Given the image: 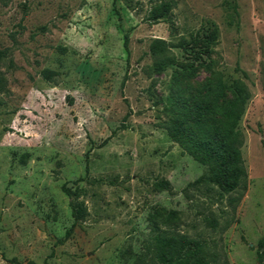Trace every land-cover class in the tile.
<instances>
[{"label": "rangeland", "instance_id": "obj_1", "mask_svg": "<svg viewBox=\"0 0 264 264\" xmlns=\"http://www.w3.org/2000/svg\"><path fill=\"white\" fill-rule=\"evenodd\" d=\"M161 1L0 0V264H259L264 0ZM179 125L238 126L245 186L207 182Z\"/></svg>", "mask_w": 264, "mask_h": 264}, {"label": "trees", "instance_id": "obj_2", "mask_svg": "<svg viewBox=\"0 0 264 264\" xmlns=\"http://www.w3.org/2000/svg\"><path fill=\"white\" fill-rule=\"evenodd\" d=\"M172 0H164L159 4L152 7L150 12V19L153 21H160L161 19H168L170 11L173 8ZM233 9L236 10V4H231ZM217 35L215 32H210L206 36L205 47L202 51L198 52L199 58L202 55H208L210 51V46L216 42ZM165 40L155 39L150 45L151 52L153 54H161L165 49ZM124 48L129 53L128 48V36H124ZM196 57V56H195ZM197 58V59H199ZM167 65L166 60H162L157 63V70H163ZM44 77H49L50 70L44 69L42 71ZM238 103L234 104V108L231 110L230 114L236 113V106ZM210 113V107L204 106L195 111L193 116L194 122H199L200 117L208 115ZM238 114V113H237ZM238 116V115H237ZM176 139L177 141L188 148L192 155L199 162L208 166V173L204 176L207 182L214 183L221 191V193H229L237 190L240 187H244L246 184L247 172L244 165V160L242 157L241 149L239 146V139L241 138V133L239 132V127L237 126L236 133L233 136L221 135L215 133L213 135V140L216 142V148H212L207 144H195L196 142L190 140L186 136V132L182 125L176 127ZM160 185L167 186L168 182L161 180ZM78 215V210L76 211V216ZM198 250L203 252V246L200 242H197ZM257 255L259 264H264V237H262L257 245ZM16 261V260H15ZM18 264H38L33 260H29L25 263L18 262ZM208 264V263H205Z\"/></svg>", "mask_w": 264, "mask_h": 264}]
</instances>
